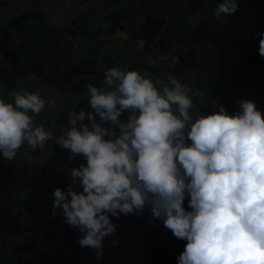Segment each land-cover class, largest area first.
<instances>
[{"label":"clouds","instance_id":"clouds-1","mask_svg":"<svg viewBox=\"0 0 264 264\" xmlns=\"http://www.w3.org/2000/svg\"><path fill=\"white\" fill-rule=\"evenodd\" d=\"M236 11L237 0H223L213 14L222 20ZM257 35L264 57V33ZM158 60L179 64L176 56ZM166 76L165 83L107 69L101 87L86 86L91 110L73 112L60 135L34 121L45 108L40 94L0 100V154L12 161L24 145L43 150L54 141L70 162L82 158L70 182L52 192L51 216L78 230V245L97 261L104 241L116 237L113 219L150 209V224L162 221L186 241L177 264H264V114L241 99L230 115L214 98L217 110L205 115L190 88Z\"/></svg>","mask_w":264,"mask_h":264},{"label":"trees","instance_id":"trees-1","mask_svg":"<svg viewBox=\"0 0 264 264\" xmlns=\"http://www.w3.org/2000/svg\"><path fill=\"white\" fill-rule=\"evenodd\" d=\"M221 1L180 0L177 7L182 12L179 17L182 16V20L188 18L190 25L171 29L164 9L153 13L141 10L139 23L133 25L135 29L131 32L126 30L125 9L113 10L106 15L110 24L105 29V40L107 43L134 42L135 49L141 52L145 61L142 57L140 61L133 57L132 62H124L120 67L144 70L153 78L164 81H167L169 72L180 81L185 80L183 63L190 58L197 60V79L190 84L193 85L194 104L202 109L213 107L209 101L214 98L224 106L231 103V99L237 100L241 94L236 85L243 81L242 93H260L257 104L261 109L263 106L264 114V57L259 55V42L242 37L237 33V27L223 25L215 18L214 9ZM224 15L221 14L222 17ZM43 17L40 10L31 9L10 19H0V100L14 103L16 89L24 85L19 91L22 93L31 88L29 81L18 82L27 75L55 85L61 94L68 97L60 100L55 110L57 118L54 125L50 127V122L46 121L43 127L60 135L68 127L67 121L73 112L91 110L86 86L101 87L105 71L116 66L114 60L105 55L104 66L98 70L89 69L88 61L84 65H68L59 70L44 65L40 58L42 54L38 57L32 51L33 54L27 55V46L22 41L32 47L25 33L34 27L24 25L31 20L40 21ZM54 29L51 27L49 30ZM78 29L84 37L91 34L86 27ZM212 47L220 51L221 56L209 54ZM160 55L179 57V64L175 69L169 68L168 62L158 60ZM69 102L73 106L71 112L68 110ZM49 147L53 153L52 164L39 166L36 155L45 153ZM22 148L12 161L0 156V264H88L83 257L87 252L91 256L89 264H123L126 260V264H177V257L184 250L186 241L176 239L162 221L150 224V209H146L141 217L129 215L113 219L117 225L116 237L104 241V255L97 261L94 250L78 245V230L64 224L61 216H51L52 192L56 187L63 189L70 182L69 171L83 163L82 158L76 157L70 162L68 151L54 141H49L43 150L30 149V161L24 157L25 153H21ZM143 225H148L149 232L142 237H134ZM114 238L116 247L111 245Z\"/></svg>","mask_w":264,"mask_h":264},{"label":"rangeland","instance_id":"rangeland-1","mask_svg":"<svg viewBox=\"0 0 264 264\" xmlns=\"http://www.w3.org/2000/svg\"><path fill=\"white\" fill-rule=\"evenodd\" d=\"M1 1L3 3H1ZM179 1L180 0H0V19H10L25 10H40L44 16L40 21L35 19L24 25V27H34L32 31L25 33L29 41L32 42V47H28V42L22 41V43L27 46L25 50L27 55H29V53L33 54L32 51H34L38 57L42 54L40 58H42L43 64L52 66L53 68L62 69L63 66L65 67L68 65H84L85 62L88 61L89 69L98 70L97 68L102 67L104 64L103 58L105 55L114 60L115 66H122L124 62L129 64L133 61V57L139 61L141 59L140 57H142L145 61V57L141 56V52L135 49L136 44H134V42L129 41L128 44L123 42H106L104 33L105 29L110 24L106 16L109 12L116 9H125L127 14L126 19L128 21L126 30L130 32L133 31L135 29L134 26H137L139 23V13L141 10H145L147 13H153V11H162L164 9L170 29L172 27H189L190 20H188V18L182 20V16L179 17L182 12V10L177 7ZM152 2L158 4L156 5ZM222 2L223 0L221 3ZM237 3L238 11L232 15H224L221 23L223 25L231 24L237 27L236 31L242 37L252 42H259L260 36L257 34L264 33V0H237ZM125 23L124 21V24ZM51 27L55 29L52 31L49 30ZM78 27H86L88 33H91L90 36L84 37L80 32L81 29H78ZM70 31H72V33H70ZM219 52L220 51L212 47L209 54H219V56H221L222 53ZM150 62L152 63V60H150ZM198 65L199 63L197 60H192L191 58L182 65L185 73V80L181 82L190 88L192 97H194V92L193 85H191L190 82H194L197 79V73L199 71L197 68ZM188 71L191 73L189 72L190 74H187ZM139 72L142 75H149L144 72V70H139ZM164 82L166 83L167 81ZM242 82L236 85L237 88L240 89L241 94L239 97H236L237 100L231 99V103H227L225 106L222 104L220 105L225 107L228 114L231 115L239 111L237 102L240 99L249 100L255 102L257 108L263 113V106L261 109L260 105L257 104V101L261 98L260 93H242ZM23 86H21V90H23ZM199 98L200 95H198L197 99ZM198 108L205 115L217 110L215 106L207 110L201 107ZM60 110L61 106L59 112ZM39 116L45 118V113L43 112L41 115L35 116L36 124L41 122ZM54 121V119H51V122ZM26 150H28V147L22 148L21 153H24ZM52 159L53 153L50 147L45 153L36 155L35 158L39 166L51 165ZM187 205L188 198L186 197L184 203L185 209H188ZM148 232V225H143L142 229L138 231L134 237H142ZM86 254L87 255H83V257L86 258L89 264L91 256L88 252ZM127 262L126 260L123 264ZM116 264L121 263L117 262Z\"/></svg>","mask_w":264,"mask_h":264},{"label":"built area","instance_id":"built-area-1","mask_svg":"<svg viewBox=\"0 0 264 264\" xmlns=\"http://www.w3.org/2000/svg\"><path fill=\"white\" fill-rule=\"evenodd\" d=\"M23 81H29L31 82L32 86L31 88H28L25 91H28L30 93H38L41 95L42 98L45 99V108L41 112H45V116L47 118L56 119L57 115L55 113V110L58 108L59 102L61 99L66 100L68 95L64 96L60 93V91L56 88L55 85L49 84L45 81H42L36 76L27 75L24 77H21L18 82L23 83ZM19 87V86H17ZM49 101L51 103H49ZM68 110L71 112L73 106L71 105V102L68 104ZM36 117H34V121ZM37 120L39 121L38 117ZM25 158L30 161L32 160L31 150L28 147V150L24 151ZM2 156V154H0Z\"/></svg>","mask_w":264,"mask_h":264},{"label":"crops","instance_id":"crops-1","mask_svg":"<svg viewBox=\"0 0 264 264\" xmlns=\"http://www.w3.org/2000/svg\"><path fill=\"white\" fill-rule=\"evenodd\" d=\"M15 15H17V14H15ZM13 17H14V16H13ZM152 62H153V61H152ZM103 66H104V64H103ZM103 66H102L101 68H103ZM63 68H64V66H63ZM63 68H62V69L59 68V70H63ZM20 90H21V89H19V90L16 89V93L19 92ZM42 113H43V112H41L40 115H41ZM44 113H45V112H44ZM38 115H39V114H38ZM39 117H40V116H39ZM40 121H41V122L39 123V125H41V126L45 125V122H46V121L50 122V123H49L50 127H52V126L54 125V123H55V122H51V119H47L46 116H45V118L40 117Z\"/></svg>","mask_w":264,"mask_h":264}]
</instances>
